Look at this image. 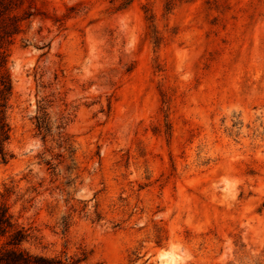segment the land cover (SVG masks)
Here are the masks:
<instances>
[{"label": "rangeland", "instance_id": "rangeland-1", "mask_svg": "<svg viewBox=\"0 0 264 264\" xmlns=\"http://www.w3.org/2000/svg\"><path fill=\"white\" fill-rule=\"evenodd\" d=\"M123 3L23 0L14 158L0 162L22 248L81 264H264V0Z\"/></svg>", "mask_w": 264, "mask_h": 264}, {"label": "trees", "instance_id": "trees-1", "mask_svg": "<svg viewBox=\"0 0 264 264\" xmlns=\"http://www.w3.org/2000/svg\"><path fill=\"white\" fill-rule=\"evenodd\" d=\"M134 0H124L123 6L127 7ZM183 1L167 0V6L174 9ZM34 17L31 11L23 8V0H0V162L7 165L14 156L7 150L11 140L12 128L8 121V113L14 96V84L9 68L10 48L23 32L24 23ZM43 115L38 118L37 129L44 140L51 133L49 115L46 108H42ZM9 237L8 241L4 239ZM30 238L24 229H18L9 208L0 204V264H81L87 257L80 258L70 263L59 258H45L33 255L22 248Z\"/></svg>", "mask_w": 264, "mask_h": 264}]
</instances>
